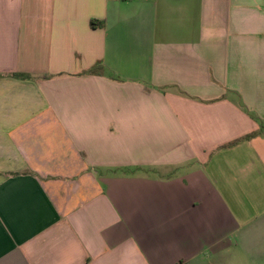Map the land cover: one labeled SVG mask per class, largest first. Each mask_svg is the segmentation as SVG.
Returning <instances> with one entry per match:
<instances>
[{
	"label": "crops",
	"instance_id": "crops-1",
	"mask_svg": "<svg viewBox=\"0 0 264 264\" xmlns=\"http://www.w3.org/2000/svg\"><path fill=\"white\" fill-rule=\"evenodd\" d=\"M0 264H264V0H0Z\"/></svg>",
	"mask_w": 264,
	"mask_h": 264
},
{
	"label": "trees",
	"instance_id": "trees-1",
	"mask_svg": "<svg viewBox=\"0 0 264 264\" xmlns=\"http://www.w3.org/2000/svg\"><path fill=\"white\" fill-rule=\"evenodd\" d=\"M94 25V24H93ZM104 71V65L101 64H97L95 67H93L91 70H89L87 72V74L89 75H99ZM17 77H28L29 75L26 74H15ZM44 77V76H43ZM47 78V77H45Z\"/></svg>",
	"mask_w": 264,
	"mask_h": 264
},
{
	"label": "rangeland",
	"instance_id": "rangeland-1",
	"mask_svg": "<svg viewBox=\"0 0 264 264\" xmlns=\"http://www.w3.org/2000/svg\"><path fill=\"white\" fill-rule=\"evenodd\" d=\"M232 251L238 252V253H244V252H246V250L244 248H237V249H234Z\"/></svg>",
	"mask_w": 264,
	"mask_h": 264
}]
</instances>
